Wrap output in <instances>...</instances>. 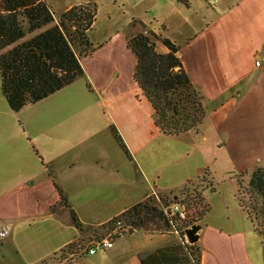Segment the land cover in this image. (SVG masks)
Segmentation results:
<instances>
[{"label": "crops", "instance_id": "crops-1", "mask_svg": "<svg viewBox=\"0 0 264 264\" xmlns=\"http://www.w3.org/2000/svg\"><path fill=\"white\" fill-rule=\"evenodd\" d=\"M46 1L55 12L51 27L60 14L90 0ZM113 5L126 18L122 36L127 47L129 37L140 32L135 22L180 46L184 67L204 97L205 120L198 132L163 134L133 71L123 68V47L90 35L98 47L80 61L82 78L97 99L81 104L78 96H60L54 109L41 111L51 124L45 130L35 127L37 103L44 99L33 104L31 115L23 112L40 140L44 135L37 144L44 158L37 160L26 131L11 128V109L0 97V226H12L10 235L0 239V264H142L140 252L180 237L134 231L125 234L139 236L123 240L122 234L111 248L94 254L73 256L68 247L87 246L92 241L81 242L131 205L151 195L180 194L189 180L217 164L231 166L236 174L264 167V0H114ZM157 50L168 52L161 42ZM111 139L120 148L125 143L130 162H121ZM62 156L66 159L56 162ZM219 156L223 162H211ZM230 189L203 192L211 209L199 222L201 264H264V245L237 199V185ZM66 201L82 230L74 225Z\"/></svg>", "mask_w": 264, "mask_h": 264}, {"label": "trees", "instance_id": "trees-1", "mask_svg": "<svg viewBox=\"0 0 264 264\" xmlns=\"http://www.w3.org/2000/svg\"><path fill=\"white\" fill-rule=\"evenodd\" d=\"M97 10V2L74 5L60 14L57 24L25 40L27 33L55 21L54 10L46 0H0V75L3 94L11 110L20 111L85 75L80 59L97 49L89 37ZM141 26L142 31L129 37L128 47L136 58L135 81L154 109L155 125L167 136L198 132L206 117V106L203 95L184 67L180 46L169 37L148 29L147 25L142 23ZM158 42L165 45L168 52H159ZM121 147L132 160L124 142ZM35 151L39 155L37 149ZM236 179L237 199L264 244V167L241 172ZM206 189L216 190L209 169L197 180H189L180 194L162 193L160 200L151 195L131 205L96 228L94 237L100 238V230L110 231L118 225L129 227L128 232L174 233L173 223L165 215L163 206L175 199L186 200L198 215L199 223L211 209L203 195ZM180 195L186 198L181 200ZM66 204L71 209L74 225L82 230L76 212L67 201ZM179 237L178 242L140 252L142 264H201L199 241L186 242L183 231ZM74 246L75 243L69 245L68 251L74 252Z\"/></svg>", "mask_w": 264, "mask_h": 264}, {"label": "rangeland", "instance_id": "rangeland-1", "mask_svg": "<svg viewBox=\"0 0 264 264\" xmlns=\"http://www.w3.org/2000/svg\"><path fill=\"white\" fill-rule=\"evenodd\" d=\"M69 1H71V0H69ZM113 1L114 0H90L91 5L95 2H97L98 12H97V18H96V21H95L94 27H93L94 29H92V31L89 33V35L91 36L92 39H94L100 43L104 42V41L106 43L111 42V45L109 44L108 46H114V45L119 46V47L122 46L123 49L125 50V54H126L125 57L120 58L122 63H123V68L125 71H128V73H131V71H133V73H135V69H136L135 55L131 51V49L125 45V39L122 36V34L125 33L124 24H125L126 18L122 12L118 11V8L116 9V7L113 5ZM115 12H117V14H115ZM134 25L137 27V29L139 31L143 30V27L140 24L135 22ZM152 25L154 27H156L157 24L154 23ZM133 27H134L133 25L129 26L127 30L131 32L134 29ZM48 28H49V26L46 25V26L42 27L41 29L35 30L34 32L27 33V35L24 39L25 40L30 39L31 37H34L38 33L45 31ZM114 33H116V34H114ZM94 43L92 42L94 47L97 48L98 46H96ZM104 52L105 51L102 50V52L100 54L102 55ZM57 92L50 95L49 97L45 98L43 101H40L39 103H37V122H36V126H35V127H37V129H44L45 130L51 126L50 120L45 118L44 116H42L41 111H42V113H46V112H49L50 109H54V107H52V106L58 105V103H59L58 101H60L59 100L60 96H63V98L65 95L78 96L81 104L87 102L90 99H95V100L97 99V96H94L93 93L91 92V90L89 89L88 80L86 78H82V77L77 79L72 86L66 87V89H63L60 92L59 91H57ZM3 96H4V94H3V90H2V77L0 75V97L3 98L5 104H7L5 96L4 97ZM33 104L34 103H30V104L26 105L20 111L11 110L10 111V123H11V128L15 129L17 132L23 133L26 131V135H25L26 140H28V141L30 140L29 142L34 143L33 150H34V152H35L34 154L38 160V158H44L45 157L44 155L42 157L41 154H39L40 156L39 155L37 156V153L35 151V149H37V144L42 145L41 142L39 144V141H41L42 139L44 140V135L41 136L42 139L40 140L39 136L37 135V131L34 132L33 130L30 129V126H29L28 122L25 120L24 115H23V112L28 113L29 115L34 113L35 109L33 108ZM30 110H31V112H30ZM89 111L88 112L90 113L92 120H94V119L97 120V115L94 112L95 111L94 108H89ZM40 117H41L42 121H38V118H40ZM73 120H74V123H77L76 119H73ZM99 140H100V136L98 135L96 142H99ZM111 148H113V149L117 148V150H120L119 154H120L121 162H130L129 161L130 159L128 158L125 151L119 147V142H117L114 145V143L111 139ZM116 153H117V155H115V159L117 161L118 152H116ZM65 159H66V156H62L56 162H63ZM223 160H221V156H219L218 161H215V159H211V162H223ZM43 161L46 162V160H43ZM231 169H232V167L226 166V164H223V165L217 164L216 167H213V169L210 168L211 179H212L213 183L215 184V186L217 188L218 187L222 188L223 192H229L231 190L230 188L232 185H235V184L237 185L236 176L239 173L236 174V171H232ZM245 180L247 181L248 177H246ZM155 196L159 198L160 194L155 195ZM181 198H186V197L183 196ZM184 202H186V200ZM92 229H93V227L89 226L86 230L91 231ZM107 231H108V229L100 230L99 236L101 234L104 235L105 233H107ZM256 235H257V239L261 243H263L261 237H259L260 235L259 234H256ZM136 236H139V235L125 234V235H122L121 238L123 240H125L127 238H136ZM95 238L96 237H94V236H90V237L84 239L81 243L82 244L84 243L87 245L89 242L93 241ZM171 238L176 239V241H178V239H179L178 236H176L174 234H172ZM184 239L186 240V242H188L186 234L184 235ZM117 240H119V239H117ZM117 240H116V238L114 239V241H117ZM77 247H78V245H75L73 247V250L75 251V249Z\"/></svg>", "mask_w": 264, "mask_h": 264}, {"label": "built area", "instance_id": "built-area-1", "mask_svg": "<svg viewBox=\"0 0 264 264\" xmlns=\"http://www.w3.org/2000/svg\"><path fill=\"white\" fill-rule=\"evenodd\" d=\"M209 1V0H207ZM259 64V62H257ZM158 200L160 198L157 197ZM165 215L173 223L174 232L179 236L180 232L186 234V230L192 225L197 224L198 215L193 208L184 201L175 200L168 205L163 206ZM12 230V226L9 222H4L0 226V239L7 238ZM129 227L124 225H118L113 230L107 231L100 238H95L87 246H78L73 252V256H79L84 254H94L99 249L111 248L114 243V239L124 232H128Z\"/></svg>", "mask_w": 264, "mask_h": 264}, {"label": "water", "instance_id": "water-1", "mask_svg": "<svg viewBox=\"0 0 264 264\" xmlns=\"http://www.w3.org/2000/svg\"><path fill=\"white\" fill-rule=\"evenodd\" d=\"M201 227H202L201 224L197 223L192 225L190 228L186 230V237L189 243H195L199 241V236H200L199 232L201 230Z\"/></svg>", "mask_w": 264, "mask_h": 264}]
</instances>
